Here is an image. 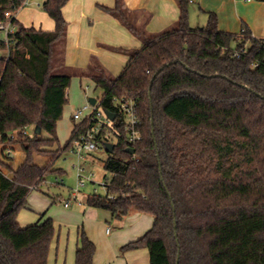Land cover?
Wrapping results in <instances>:
<instances>
[{"label":"trees","instance_id":"16d2710c","mask_svg":"<svg viewBox=\"0 0 264 264\" xmlns=\"http://www.w3.org/2000/svg\"><path fill=\"white\" fill-rule=\"evenodd\" d=\"M22 1L0 0V20ZM68 1H44L52 30L16 19L10 53L0 58V144L26 154L17 169L8 165L11 175L0 170V264H48L53 219L22 227L18 214L33 185L39 189L48 173L63 172L53 167L60 151L91 125L73 115L66 144L46 148L60 143L58 122L69 102L72 75L57 74L54 63L55 46L67 34ZM178 2L180 18L169 30L149 35L129 23L144 43L117 48L129 55L119 76L92 66L89 75L103 90L100 105L117 116L109 125L115 147L104 160L111 182L87 204L118 218L132 210L152 214L151 228L121 246L147 247L151 264H264V38L252 37L246 26L241 35L220 30L214 12L205 27L193 28L189 1ZM106 9L127 20L120 5ZM6 48L0 41V51ZM123 97L137 102L141 121L135 156L114 102ZM98 140L103 147L110 141L107 129ZM36 153L52 156L40 165ZM95 253L82 230L76 264H94Z\"/></svg>","mask_w":264,"mask_h":264},{"label":"crops","instance_id":"0c3cea01","mask_svg":"<svg viewBox=\"0 0 264 264\" xmlns=\"http://www.w3.org/2000/svg\"><path fill=\"white\" fill-rule=\"evenodd\" d=\"M42 1L44 2L45 0ZM188 1L189 19L193 28L205 27L209 21L210 12H214L218 17L220 30L241 35L244 26H246L250 30L252 37L264 38V0ZM117 5L121 6L127 20H124V18L114 11L106 9V7L115 8ZM63 13L68 21V27L66 38L59 41L55 46L54 63L57 66L56 73L70 74L72 78L78 76L82 80L84 78H91L89 74L92 72V66L94 65L103 67L111 76H119L121 74L128 62L129 55L117 48H139L144 43L143 37L136 34L130 28L129 23L149 35L158 34L176 26L181 11L178 0H69L63 7ZM16 16L27 27L34 26L45 30H52L55 27V21L45 10H41L40 6L35 4L21 8L18 10ZM102 43H109L114 46ZM73 45L84 48L81 50V60L79 62L70 60ZM100 47H105L112 53L116 51L126 57V63L120 71L108 64L107 54ZM111 47L116 50L111 49ZM68 96L70 99L69 88ZM33 129L35 131V128ZM11 152L10 162L13 168L17 169L25 160L26 154L18 145H2V154L7 155ZM15 152H23L24 154V159L20 164H15ZM38 154L40 153L34 155V162L44 165L43 161L36 159V155ZM0 170L8 175L12 174L10 170L6 172V169L3 167H0ZM34 189H31L28 193L30 198L24 207L39 212L45 209L49 203V199L36 195L32 196L31 191ZM90 194L84 196L79 194L81 203L74 204L78 206L87 205L90 210L86 209L85 214L93 216L97 211L94 209L96 207L87 204V197ZM76 213V216H79V212ZM45 214H41L40 218L34 221L37 218L36 216H27V214H24L20 210L18 220L22 227H27L35 223L44 222L46 220L44 219ZM74 214L75 212L71 211L65 218L70 219ZM129 215L127 222H125V227H122L121 230L114 234L112 228L110 232L106 230V246L101 247L97 245L94 264H151L150 252L147 247L121 251V246L139 238L150 229L154 222V216L138 210H132ZM113 217L115 216L113 215ZM82 218L85 217L82 215ZM98 222L104 227L105 223L102 220H98ZM108 226L107 224L106 227ZM90 236L94 238L93 235ZM79 246L80 233L78 234L77 249ZM66 263V260H64L60 261L59 264ZM48 264H51L49 263V258Z\"/></svg>","mask_w":264,"mask_h":264},{"label":"rangeland","instance_id":"374dc122","mask_svg":"<svg viewBox=\"0 0 264 264\" xmlns=\"http://www.w3.org/2000/svg\"><path fill=\"white\" fill-rule=\"evenodd\" d=\"M40 8L41 10H44L43 4L40 6ZM102 44L114 46L109 43ZM76 45H73V52L70 60L79 62L81 60V50H83L84 48L77 47ZM100 49L105 50V53L107 54L108 64L115 69H119L120 71L123 65H125L126 63V57L116 51L112 53L105 47H100ZM111 49L115 48L111 47ZM102 93L103 90L99 87H96L93 79L84 78L80 80L78 76H74L72 78L69 87V95L71 96V98L69 99V102L65 107L64 114L61 120L58 122L57 127V133L60 143H56L46 147L48 150H57L59 146H64L66 144L67 140L71 136L72 127L74 124V112L81 108V106H83L85 103L89 102L91 97L99 98L102 96ZM112 124L113 122L111 123V125ZM33 132V127H30L29 133ZM42 135L48 136L46 132H42ZM109 139L110 142L116 141V136L113 131H111V133L109 134ZM1 148L2 145L0 144V167L6 169L7 172L9 171V169L7 168L8 165L12 166L10 162L12 152L8 153L7 155L2 154ZM60 153L61 154L55 160L53 167L55 169H63V172L48 173L43 184L39 185L40 188L31 191L32 196L36 195L41 196L42 198H48V205L44 210L39 212L30 210L26 207H23L21 210L24 214H27V216H36L37 218L34 221H37L43 213H46L44 219H53L56 233L50 247L49 263L59 264L60 261L66 260V264H76V246L78 241V234L82 230H84L86 234L94 241L96 247L97 245L104 247L106 246L107 241V228H112L114 234L115 232L121 230L122 227H125V222H127V219L130 215L128 214L122 219H117L116 217H113L110 210L96 207L94 209L97 211V213L91 216V214H85L86 209L90 210L87 205L78 206L77 204H74L75 202H72L70 206H65V202L68 198H70V192L78 185L77 170L75 165L79 164L84 167L85 175L89 176L90 178L87 183L79 187V194L82 196L90 193L105 194L106 189L100 183L103 182L106 178H110L112 174L104 167V160L107 158L108 152L103 146H100L97 150L86 154L84 158L78 157L70 147L66 150L60 151ZM51 156V153H40L36 155V159H38L39 161H43V163L45 164L51 158ZM14 158L15 164H20L24 159L23 152H15ZM29 198L30 197L28 196L27 201L29 200ZM71 211L75 212V214L70 219H66L65 216ZM76 212H79V216H76ZM82 215L85 218H82ZM97 219L102 220L105 223L104 227L101 226ZM107 224L109 225L108 227H106ZM90 235H93L95 239ZM57 258L59 259L57 260Z\"/></svg>","mask_w":264,"mask_h":264},{"label":"built area","instance_id":"2783aa9c","mask_svg":"<svg viewBox=\"0 0 264 264\" xmlns=\"http://www.w3.org/2000/svg\"><path fill=\"white\" fill-rule=\"evenodd\" d=\"M44 3V2H43ZM42 0H23L20 6L16 10H11L6 12V17L3 20H0V41H4L7 45L6 50L0 51V58L7 57L10 53V44L12 40V34H14L17 29L18 25L16 22L17 19V12L21 8L28 6L30 4H35L37 6H41ZM241 52L237 51L239 55ZM259 60L254 62V65H257ZM115 105L119 109L121 115L123 116L124 120V131L126 133V138L129 143V147H134L133 144L137 143L139 140L142 139L143 134L140 128L141 121L138 116L137 111V102L131 98H115L114 100ZM101 99L97 98L95 104H92L90 101L87 102L84 106L79 108L75 111L74 117L77 120L86 119L88 120L91 125L88 129L82 132L75 140L73 145L70 147L72 148L73 152L77 154L78 157L84 158L86 154H89L95 150H97L102 144L98 140V135L101 131L105 128L107 129V134L111 133V129L109 125L113 122L107 114L106 111L100 105ZM117 116V113H116ZM110 142V141H106ZM135 156V153L132 154ZM77 170V187L71 191L70 198L67 199L65 202V206H69L72 202L81 203L79 198V187L84 185L90 179L89 176L85 175V169L81 165H75ZM111 182V177L106 178L100 184L103 185L106 189L109 187ZM36 188L35 185L32 186V189ZM130 193L129 192H122L121 196L126 197ZM110 198H117L118 194H110ZM111 228H107V232H110Z\"/></svg>","mask_w":264,"mask_h":264},{"label":"water","instance_id":"95a60500","mask_svg":"<svg viewBox=\"0 0 264 264\" xmlns=\"http://www.w3.org/2000/svg\"><path fill=\"white\" fill-rule=\"evenodd\" d=\"M97 101V98L95 97H91L90 98V102L92 104H95ZM106 114L111 118L114 119L116 117V113L111 111V110H106ZM38 130V129H37ZM115 147V143L114 142H106L105 143V148L108 152H113ZM127 151L131 154L135 153V148L134 147H128Z\"/></svg>","mask_w":264,"mask_h":264}]
</instances>
